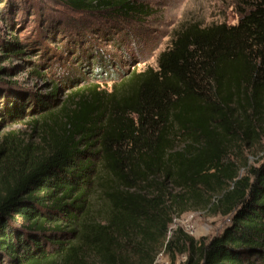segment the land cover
I'll list each match as a JSON object with an SVG mask.
<instances>
[{
    "label": "trees",
    "instance_id": "trees-1",
    "mask_svg": "<svg viewBox=\"0 0 264 264\" xmlns=\"http://www.w3.org/2000/svg\"><path fill=\"white\" fill-rule=\"evenodd\" d=\"M16 1L0 0L5 56L39 51L74 89L63 103L0 89L3 119L30 118L38 138L0 143V264H155L162 250L172 264H264V157L233 158L264 140V0H236L235 24H181L155 65L132 70L100 41L134 61L141 41L125 47L121 23L153 15L143 2L51 0L104 24L49 17L22 42ZM200 207L229 219L221 233L170 237Z\"/></svg>",
    "mask_w": 264,
    "mask_h": 264
},
{
    "label": "rangeland",
    "instance_id": "rangeland-1",
    "mask_svg": "<svg viewBox=\"0 0 264 264\" xmlns=\"http://www.w3.org/2000/svg\"><path fill=\"white\" fill-rule=\"evenodd\" d=\"M139 1L153 8L155 12L147 18L141 19L140 22L132 20L121 23L129 32L125 37H120L123 39L125 47L136 50L137 46H134L135 43L133 44L132 39L135 42L137 41L136 38L141 41L139 43V46L141 44L140 48L137 47L138 49L135 52L134 61H128L125 50L121 46L113 47V45H105L103 40L100 41L104 44V48L115 54L118 59H122V64L129 70H132L134 65L140 69L147 67V65H155L158 54L170 44L174 29L185 22L197 21L202 25L217 22L235 24L240 17L236 0ZM16 2L19 7L26 6L25 16L20 21L21 26L16 33L18 39L22 42L26 41L28 35L30 36L36 30L43 28L44 22L49 17L61 19L64 24L74 28L80 27L85 31H90L95 25H99V28H101L104 24V18L100 16V13H81L59 5H56L55 8L51 0H17ZM22 12V10L19 11V14ZM12 28L14 27L0 13V42L13 36L14 29ZM48 45H50L49 47H56L57 44L49 42ZM6 53L7 51H3L0 47V89L19 90L23 95L30 96V98L36 95L44 96L55 93L60 103H63L73 92V85H67L63 82V72L58 69L55 60L47 61L53 63L51 67L50 64L45 65L44 61V65L39 64V58H41L39 51L33 53L25 51L24 55L14 56H5ZM60 56H62L61 60H70V57H65L64 52ZM10 132L18 134L20 139H29L33 134L32 121L30 118L20 121L4 120L0 114V143ZM32 137L35 142L38 141L36 133ZM262 157H264V140L260 143L255 142L252 145L244 144L239 150L233 151L234 159L239 158L242 161L246 159L251 165L258 164ZM242 173H244V170H242ZM228 221L227 217L200 207L188 211L180 217H175L170 227V237L174 235L177 228H181L197 240L203 238L210 240L221 233ZM186 257L185 254H178L174 264H184ZM155 264H172L170 254L162 250L158 254Z\"/></svg>",
    "mask_w": 264,
    "mask_h": 264
}]
</instances>
